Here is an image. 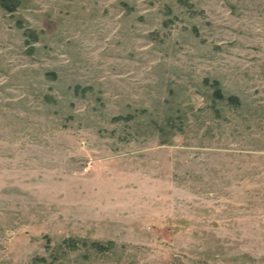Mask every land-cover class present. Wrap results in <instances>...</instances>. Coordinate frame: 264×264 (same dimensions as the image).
Returning a JSON list of instances; mask_svg holds the SVG:
<instances>
[{
    "label": "rangeland",
    "instance_id": "1",
    "mask_svg": "<svg viewBox=\"0 0 264 264\" xmlns=\"http://www.w3.org/2000/svg\"><path fill=\"white\" fill-rule=\"evenodd\" d=\"M0 264H264V0L0 7Z\"/></svg>",
    "mask_w": 264,
    "mask_h": 264
},
{
    "label": "trees",
    "instance_id": "2",
    "mask_svg": "<svg viewBox=\"0 0 264 264\" xmlns=\"http://www.w3.org/2000/svg\"><path fill=\"white\" fill-rule=\"evenodd\" d=\"M21 4H22V0H0V7L7 12H13L17 10V8L20 7ZM18 26L24 27L23 23L21 22L18 24ZM25 35H26L25 43L31 44L30 51H33L35 49V46L32 45V43L36 42L39 39L38 33L36 32V30L28 28L25 30ZM49 74L52 75L54 78L57 77L56 73H54L53 71H51ZM202 83L209 89V93L207 97L212 102L210 108L212 112L217 116H222L221 109L217 106L220 104L227 105L228 107L234 109L242 108L243 103L239 95L225 92L219 79L206 77L202 80ZM84 91L85 88H82L79 85H75L73 87L74 94ZM170 116L173 115L164 116L162 123H158V122L156 123L155 126L158 127L161 133L165 131L166 127H170V128L175 127L176 122H173L175 119H173L174 117H170ZM133 118H135L133 115L128 114V115H116L112 119L119 121V120H130ZM179 124H180L179 126H181L182 122H180ZM65 244L68 247L71 246L74 248H78V245L86 248L92 247L98 251H106L114 246V243L111 241H108L106 244H104L99 241H87L86 239H82L79 241H73V239H67L65 240Z\"/></svg>",
    "mask_w": 264,
    "mask_h": 264
}]
</instances>
